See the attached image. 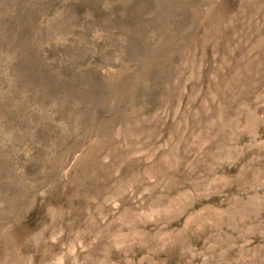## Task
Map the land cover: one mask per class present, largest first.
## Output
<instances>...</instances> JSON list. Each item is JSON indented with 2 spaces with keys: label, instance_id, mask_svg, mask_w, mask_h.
Here are the masks:
<instances>
[{
  "label": "rangeland",
  "instance_id": "1",
  "mask_svg": "<svg viewBox=\"0 0 264 264\" xmlns=\"http://www.w3.org/2000/svg\"><path fill=\"white\" fill-rule=\"evenodd\" d=\"M0 264H264V0H0Z\"/></svg>",
  "mask_w": 264,
  "mask_h": 264
}]
</instances>
